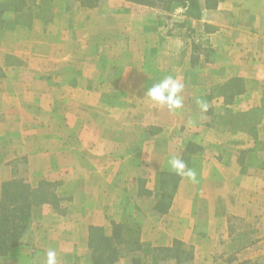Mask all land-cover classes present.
Listing matches in <instances>:
<instances>
[{"label": "crops", "instance_id": "1", "mask_svg": "<svg viewBox=\"0 0 264 264\" xmlns=\"http://www.w3.org/2000/svg\"><path fill=\"white\" fill-rule=\"evenodd\" d=\"M35 2H45L46 18L0 32V197L23 159L39 182L57 184L62 214L43 205L0 264H46L49 250L57 264H91V228L110 237L119 223L136 225L143 246L114 264H264V0H198L200 18L185 19L205 35L196 49L163 23L171 12L185 18L182 1ZM68 40L83 84L58 81L48 62L61 63L55 46ZM168 75L184 84L172 111L145 95ZM237 80L241 91L226 99ZM214 91L234 113L261 110L253 132L209 119ZM86 111L105 124L97 128Z\"/></svg>", "mask_w": 264, "mask_h": 264}, {"label": "rangeland", "instance_id": "2", "mask_svg": "<svg viewBox=\"0 0 264 264\" xmlns=\"http://www.w3.org/2000/svg\"><path fill=\"white\" fill-rule=\"evenodd\" d=\"M160 3V6H167L170 1L168 0H157ZM43 4V9H40V6L37 5V2H35V0H0V10L3 9V15L0 16L3 19V23L0 25V32L1 31H10L12 29H14L17 25H27L29 24L30 20L32 19V17H38L37 19L41 20L47 17L48 15V11H45V7L46 4L45 2L42 3ZM39 6V7H38ZM66 11H69V6H66ZM164 11H167L164 9ZM70 12V11H69ZM68 12V13H69ZM167 13H169L167 11ZM173 14V12L170 13V15ZM170 15H166L165 17H163V23L165 22H169V25H171L170 30L171 29H176V33H183V36L187 37L189 40L193 41L194 44L196 46L193 45V48H197V46H202L200 44H202L201 39L202 37H205L204 34H200L202 32V30L200 29L199 26H192L189 25L187 21H185V19L190 20V18L188 17V12L185 16V18H181V17H177L180 16L179 14H175L173 16ZM182 19V22H179V20ZM183 23V24H182ZM177 24H182L181 27H176ZM168 30V32L170 31ZM50 32L52 34H56V27H50ZM182 36V34H181ZM75 44L77 43H71V40H68L67 43H62L60 45L55 46V53L56 55L60 54V55H65L68 52L71 53V48L75 46ZM104 46V44H103ZM86 47H82L79 51L85 50ZM197 52H200V50H197ZM69 58V60H68ZM68 60V61H67ZM73 59H71V57L65 55L64 58L59 59L57 61H60L61 63L58 65V63H53L55 62L54 60L48 61L51 62V64H55L52 68V71L57 70V68L59 67V70L61 72L60 76H54L55 79H58V81L60 82H71V80L73 79L74 82H79V84H83L86 81V75H82L81 73L79 75H72L73 73V67L71 65ZM10 63H12L14 60H8ZM70 63V64H66ZM121 61V60H120ZM63 64V65H61ZM150 62L145 63V66L149 65ZM48 66H52V65H48ZM82 68V67H80ZM75 72V71H74ZM0 77H2L0 75ZM23 77V76H22ZM72 78V79H71ZM56 82V81H55ZM1 85V83H0ZM251 87L252 84L250 83ZM1 88V87H0ZM254 89V88H252ZM254 91L257 92V88L255 87ZM3 93H7V91L3 92ZM211 95H213L211 98L213 100L212 103H210L207 107V109L210 111V117L209 119H211L212 117L216 118L217 120H220L221 122L224 120L229 121L230 123L233 124L234 127H242V128H248L253 132V129H255V126L257 125L259 118L262 114L261 110L257 107V108H253L251 110H248L246 112H237L234 113V111H231L229 109H225L223 107H221L220 104H218V101L216 100V96H218V92H213L211 93ZM216 95V96H214ZM7 97H15L13 95L11 96H7ZM23 96H18V98H22ZM210 98V99H211ZM228 102H230L228 100ZM87 112V118L90 119V121H92V123H95L97 125V128L99 127V125H103L105 124V121H101V117L99 114H89L88 111ZM108 122V121H107ZM101 123V124H100ZM4 126L7 125L6 123L3 124ZM26 125V124H25ZM24 125V126H25ZM144 131H152L150 128H144L142 127ZM8 170V169H7ZM9 173V170L8 172ZM11 175L15 178H13V180H24L31 183H36L38 181V179H36V175L34 171H31L29 169H26V166L24 164V160L22 159V161H19L17 163H14V166L11 169ZM39 182V181H38ZM28 184V183H27ZM32 189L34 190H38V193L36 194H31L29 195V199L28 202L31 204L32 201L36 200L37 203H33L30 205V217H29V221L31 217H34L35 221L39 219L40 217V212L42 211V206L43 205H49L51 207H53L54 211L57 212L58 214H62L61 213V209L59 207L60 205V198L58 197L56 190H57V184H55V182H39L36 185L31 186ZM71 187H67L64 186V195L62 196L61 191L60 193H58L59 195H61L60 197L66 198L67 192L70 191ZM2 189V188H1ZM58 189H62V185L59 186ZM50 194H53L55 197H51ZM33 196H35L36 198H33ZM124 215V213H123ZM137 219V218H136ZM43 219H40V221ZM28 221V222H29ZM135 222H137V220H134ZM140 221V220H138ZM50 222H52V220H47V224H50ZM28 225V224H27ZM27 228V227H26ZM26 230V229H25ZM25 232V231H24ZM24 234V233H23ZM23 237V236H22ZM21 237V239H22ZM21 243V242H20ZM4 256L0 257L3 258ZM181 258H184V256H181Z\"/></svg>", "mask_w": 264, "mask_h": 264}, {"label": "trees", "instance_id": "3", "mask_svg": "<svg viewBox=\"0 0 264 264\" xmlns=\"http://www.w3.org/2000/svg\"><path fill=\"white\" fill-rule=\"evenodd\" d=\"M136 3H143L145 0H133ZM171 1L172 0H168ZM187 4L188 17L198 20L201 10L198 0H178ZM0 10V16L3 15ZM0 17V25L3 23ZM230 92H223L222 95L231 98L234 93L241 91L240 80L232 82ZM226 93L228 95H226ZM162 190V186L161 189ZM164 190V189H163ZM38 193L32 189L24 180H12L2 185L0 197V257L6 256L12 249L21 242V237L27 227L30 217V205L37 203L36 200L30 204L29 195ZM53 198V194H50ZM163 198L168 197L162 192ZM33 198H36L33 196ZM166 205L162 202L157 203V208L161 212L166 210ZM143 244L139 240V230L136 225L126 226L125 224H113L112 234L106 237L100 229L91 228L89 236V249L91 264H114L123 254L130 255L139 252ZM124 255V256H126ZM132 256V255H131ZM131 264H139L135 257H129Z\"/></svg>", "mask_w": 264, "mask_h": 264}, {"label": "clouds", "instance_id": "4", "mask_svg": "<svg viewBox=\"0 0 264 264\" xmlns=\"http://www.w3.org/2000/svg\"><path fill=\"white\" fill-rule=\"evenodd\" d=\"M183 89L184 84L179 79L168 75L149 87L145 95L154 104L166 106L172 111L182 107L183 98L180 94ZM169 164L177 174L187 176L189 179L195 181V172L187 169V166L182 159L172 158L169 161ZM46 264H57V253L55 250H49L46 253Z\"/></svg>", "mask_w": 264, "mask_h": 264}]
</instances>
